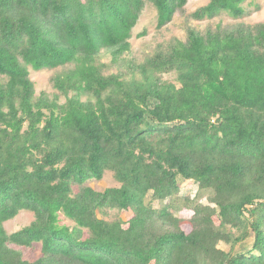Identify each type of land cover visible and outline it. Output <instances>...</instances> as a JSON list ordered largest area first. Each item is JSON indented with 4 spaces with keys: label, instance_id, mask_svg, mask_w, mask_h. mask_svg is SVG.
Segmentation results:
<instances>
[{
    "label": "trees",
    "instance_id": "obj_1",
    "mask_svg": "<svg viewBox=\"0 0 264 264\" xmlns=\"http://www.w3.org/2000/svg\"><path fill=\"white\" fill-rule=\"evenodd\" d=\"M254 1L191 17L241 20ZM147 2L162 29L188 0H0V264H264V21L192 25L107 71ZM32 70L55 71L52 92ZM108 172L118 185L89 184Z\"/></svg>",
    "mask_w": 264,
    "mask_h": 264
},
{
    "label": "rangeland",
    "instance_id": "obj_2",
    "mask_svg": "<svg viewBox=\"0 0 264 264\" xmlns=\"http://www.w3.org/2000/svg\"><path fill=\"white\" fill-rule=\"evenodd\" d=\"M210 0H188L187 5L183 10L177 11L172 22L163 27L162 29L157 28L158 24V10L151 3L147 2L146 7L142 13V16L133 30V37L131 38L132 49L130 52L126 53L121 61L118 63H112V55L108 51H103L98 57L100 63H107L109 72H117L120 70L123 65V61L133 60L135 62H142L146 59L147 56L153 54L159 47H162L168 44L174 39L185 40L187 38V30L189 26H195L199 30H205L208 27H215L218 24H223L224 26H232L236 23L245 22V23H257L264 21V0H255L250 6L248 3V10L250 11L249 15L241 20H234L227 14H222L211 20L204 21H195L191 17V13L196 10L198 7L205 5ZM145 32V35L139 36L140 33ZM55 71L53 70H43V71H31V78L35 81L37 92L40 93L43 90L48 92L53 91L51 77L54 75ZM89 184L96 189L102 190L109 186L118 185V182L115 180L113 174L108 172L104 179L101 181L91 180ZM185 185L190 188L191 183L185 182ZM157 206H160L161 209L169 206L168 203L162 202L157 203ZM121 215L123 218H129L132 216L131 212H118L116 209L108 210L107 217L109 219H115ZM182 215L185 218L190 217L191 212L188 210L182 211ZM33 218V215L30 212L22 211L17 217L9 220L5 226L9 232L20 229L21 227L27 225ZM183 227L186 230L191 229V225L188 222L183 224ZM26 258L34 260L41 255V245H36L34 247L25 248L21 247Z\"/></svg>",
    "mask_w": 264,
    "mask_h": 264
}]
</instances>
